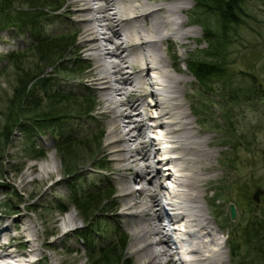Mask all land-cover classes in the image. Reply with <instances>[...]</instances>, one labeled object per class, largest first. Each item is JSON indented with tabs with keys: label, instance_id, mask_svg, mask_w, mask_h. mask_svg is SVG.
<instances>
[{
	"label": "rangeland",
	"instance_id": "obj_1",
	"mask_svg": "<svg viewBox=\"0 0 264 264\" xmlns=\"http://www.w3.org/2000/svg\"><path fill=\"white\" fill-rule=\"evenodd\" d=\"M18 1L10 2L6 11L14 14L26 10L27 5ZM43 1L54 3V7H63L56 13L42 15L38 19L39 29L47 36L62 34L61 38H65L66 43H72L66 55L78 60V64L70 66L69 71H61L59 67L45 68L43 73L50 78L47 88L71 90L80 98L90 97L95 107L90 117L71 109L69 115H62L70 120L55 119L56 121L47 123V128L42 127L41 133L34 132L32 139L43 151L39 158H33L34 154L29 153L24 134L14 131L7 142L0 135V228L8 225L9 234L14 236L19 222L33 224L37 233L38 251L29 255V264H92L93 260L98 259V255L91 256L89 248L108 242L113 243L111 248L117 253L114 258L109 259L111 264H137L139 256L129 251V246L134 241L131 226L134 225L135 218L121 215L123 202L120 185L132 175H123L120 168L125 163L116 164L105 148L109 115L101 104L99 84L94 76L89 75L95 64L88 56L87 46L80 45L82 24L75 12L78 2ZM172 1L174 0L168 2ZM190 1L189 7L180 13V17L186 20L182 29L192 30L190 36L184 39L183 45L175 40V36H171L161 45V52L165 57L171 58V73L187 80L183 86V102L190 114L189 118L194 121V130L212 141V146L206 148L213 153L210 163L214 169L211 174L214 176L209 181L211 187L205 193L211 200L210 217L225 240L221 249L224 264H264L254 251V247L264 248V204L250 200L255 187L264 189V95L258 92V88H264V0H246L245 11L251 17H243L245 25L236 27L235 36L232 32L229 33L230 41L226 46V63L223 66L225 75L222 78H212L207 81V85L201 86L184 64L194 56L209 60L200 53L207 48V44L203 41L198 45L203 31L191 23L190 13L194 2ZM1 8L2 0L0 13ZM3 27L4 25L0 26L1 128L4 115L9 105H12L10 99L13 87L17 86L16 78L22 69L34 72L37 64V57L28 49L27 31ZM259 83L262 85L258 86ZM35 87V93L41 96V87ZM233 88L239 91V96H226ZM255 91L258 93L254 94ZM64 133H72L77 140L83 139L81 142H84L73 147V158L79 171L69 178L65 177L62 162L55 149V141ZM42 164L50 165L49 168L53 169L49 175L41 171ZM96 186L104 189L99 194L100 197L113 194L103 207L104 210L108 208L111 213H101L85 224L79 211L71 205L70 194L90 192ZM137 187L139 184H133L131 189ZM230 204L235 205L234 220L230 218ZM6 205L9 208H5ZM59 205L65 208L64 212L58 210ZM137 209L138 207L133 210ZM71 211L76 222L64 224L67 213ZM254 220L255 223L258 222L255 227L259 226L260 230L252 233L253 239L250 238L248 244L244 243L242 237L234 238L240 244L237 257H231V240L236 236L235 232L240 234L246 227L250 228V223ZM166 229L169 232L171 226ZM67 230L70 231L66 234ZM0 239L5 241L6 236L0 235ZM123 239L126 243L121 250L120 243ZM12 249L26 251L19 243H14ZM121 255L123 257L119 260ZM27 258L23 254L18 256V259Z\"/></svg>",
	"mask_w": 264,
	"mask_h": 264
},
{
	"label": "bare ground",
	"instance_id": "obj_2",
	"mask_svg": "<svg viewBox=\"0 0 264 264\" xmlns=\"http://www.w3.org/2000/svg\"><path fill=\"white\" fill-rule=\"evenodd\" d=\"M76 1L80 45L95 64L89 75L109 115L105 148L112 161L125 163L122 174L132 175L120 185L121 215L135 218L129 251L139 256L137 264H224L225 240L205 193L214 176L213 153L206 148L212 141L194 130L183 102L187 80L171 73V58L161 52L171 36L182 45L190 36L180 13L191 1ZM49 167L40 165L47 175ZM133 184L139 187L131 189ZM67 214L63 223L74 224V213ZM19 223L14 236L8 225L0 228L6 236L0 264H29L38 251L33 224ZM14 243L26 251L12 249Z\"/></svg>",
	"mask_w": 264,
	"mask_h": 264
},
{
	"label": "trees",
	"instance_id": "obj_3",
	"mask_svg": "<svg viewBox=\"0 0 264 264\" xmlns=\"http://www.w3.org/2000/svg\"><path fill=\"white\" fill-rule=\"evenodd\" d=\"M13 1L17 0H2L0 26L4 25L3 28L16 27L20 31H27L29 36L28 49L33 51L37 57V64H35L34 72H27L22 69L21 74L16 78L17 86L13 87V95L10 99L12 105H9L4 115V124L2 128L0 127V135L7 142L14 131L24 134V141L28 145L26 148L29 153L34 154L33 158H39L43 155V151L37 147L32 139L34 132L41 133L42 127L47 128V123L56 121L55 119L70 120L67 116L62 115H69L71 109L80 115L90 117L94 112L95 104L92 98H80L71 90H50L47 88L50 78L44 75L43 70L45 68L51 67L54 69L59 67L61 71H69L70 66L78 64L77 58L66 55L72 43H66L67 40L61 38L63 37L62 34L47 36L39 29L38 19L42 15L58 12L63 5L54 7V3L43 0H19L18 2L27 5V9L23 12L10 14L6 9H9V4ZM193 2V9L190 13L191 23L199 26L203 31L202 39L198 41V45H201L203 41L206 42L207 48L201 50L200 53L203 57H208L209 60L201 59V56H194L186 60L184 64L201 86L207 85V81L212 78H222L225 75L226 70L223 66L226 63L224 56L227 52L226 46L230 41L229 33L232 32L235 36L236 27L245 25L243 17L248 16L250 18L251 15L245 11L246 0H193ZM38 64L39 66H37ZM18 70L20 71V68ZM54 73L58 74L56 71ZM35 85L41 87L43 91L41 96L35 93ZM230 91L226 96L231 98L239 96L237 89L233 88ZM258 92H260V95H264L263 88H258ZM258 92L255 91L254 94ZM101 135L102 133L99 134V138ZM75 137L76 135L72 133H64L55 141V149L62 162L66 178L75 175L79 171L72 150L73 147H78L79 144L84 142H81L83 139L77 140ZM102 190L104 189L96 186L92 191L82 194L71 192V205L79 211L85 224L101 213H111L108 208L104 210L103 207L113 194L109 193L100 197L99 194L103 192ZM5 208H9L8 205ZM57 208L63 212L65 211V208L61 205ZM257 223L254 220L250 223V228L246 227L240 234L235 232L236 236L231 240V257H237L236 253L240 244L234 238L242 237L244 243L248 244V240L253 239L252 233L255 234L260 230L259 226L255 227ZM92 231L95 230L92 229ZM124 239L120 243L121 250L125 248L126 241ZM112 245L113 243L108 242L104 245L91 246L88 250L90 255H98V259L93 260L92 264H111L109 259L117 255L116 250L113 247L111 248ZM254 251L258 254V259L264 261V248L254 247ZM122 257L123 255L119 257V260Z\"/></svg>",
	"mask_w": 264,
	"mask_h": 264
},
{
	"label": "water",
	"instance_id": "obj_4",
	"mask_svg": "<svg viewBox=\"0 0 264 264\" xmlns=\"http://www.w3.org/2000/svg\"><path fill=\"white\" fill-rule=\"evenodd\" d=\"M259 86H261L262 84L259 83L258 84ZM264 90V88H263ZM264 103V102H263ZM260 197L262 198V203L264 204V189L260 188V187H256L252 194H251V199L252 201H254L255 203H259V199ZM229 213H230V218L232 220L235 219L236 217V209H235V205L234 204H230V207H229Z\"/></svg>",
	"mask_w": 264,
	"mask_h": 264
},
{
	"label": "flooded vegetation",
	"instance_id": "obj_5",
	"mask_svg": "<svg viewBox=\"0 0 264 264\" xmlns=\"http://www.w3.org/2000/svg\"><path fill=\"white\" fill-rule=\"evenodd\" d=\"M255 188H256V187H255ZM255 188H254V189H255ZM260 201H262L261 197H260V199H259V202H260Z\"/></svg>",
	"mask_w": 264,
	"mask_h": 264
}]
</instances>
